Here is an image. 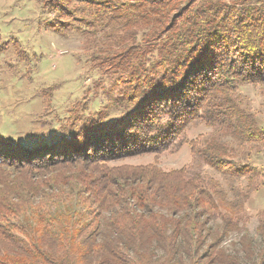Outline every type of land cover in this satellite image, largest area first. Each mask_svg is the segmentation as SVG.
<instances>
[{"label":"trees","instance_id":"16d2710c","mask_svg":"<svg viewBox=\"0 0 264 264\" xmlns=\"http://www.w3.org/2000/svg\"><path fill=\"white\" fill-rule=\"evenodd\" d=\"M44 5L47 26L85 35L121 87L61 134L0 132V264H264V209L259 248L246 210L264 190V125L236 94L250 84L264 95V0ZM197 123L216 133L190 141L193 155L247 180L233 200L217 181L158 165ZM151 153L152 163H121ZM232 233L234 253L223 246Z\"/></svg>","mask_w":264,"mask_h":264},{"label":"rangeland","instance_id":"374dc122","mask_svg":"<svg viewBox=\"0 0 264 264\" xmlns=\"http://www.w3.org/2000/svg\"><path fill=\"white\" fill-rule=\"evenodd\" d=\"M53 18L44 0H0V34L2 43L7 41L0 53V132L5 139L17 141L31 135L61 134L75 116H91L105 107L114 97V91L121 87L113 74L97 67L93 61L96 52L90 50V41L85 40V35L79 32L62 35L53 31L47 26V21ZM236 94L264 125V95L259 87L241 85ZM215 133L203 123L194 124L181 146L176 144L162 151L157 162L164 171L185 168L192 177L217 181L229 200H233L247 185V180L231 179L215 172L194 156L188 145L190 141ZM263 153L259 152L258 156L261 163H264ZM155 156L154 153L133 156L121 163H152L156 161ZM262 191L253 193L246 202L249 234L257 248L256 215L264 209ZM238 239L232 233L223 246L234 253Z\"/></svg>","mask_w":264,"mask_h":264}]
</instances>
